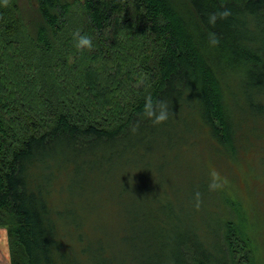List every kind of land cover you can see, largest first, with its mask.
Wrapping results in <instances>:
<instances>
[{
    "label": "trees",
    "instance_id": "1",
    "mask_svg": "<svg viewBox=\"0 0 264 264\" xmlns=\"http://www.w3.org/2000/svg\"><path fill=\"white\" fill-rule=\"evenodd\" d=\"M36 3L0 0L11 263L264 264V143L241 153L264 128V0ZM148 98L167 101L165 122L143 114ZM221 154L249 174L232 170V190Z\"/></svg>",
    "mask_w": 264,
    "mask_h": 264
},
{
    "label": "rangeland",
    "instance_id": "2",
    "mask_svg": "<svg viewBox=\"0 0 264 264\" xmlns=\"http://www.w3.org/2000/svg\"><path fill=\"white\" fill-rule=\"evenodd\" d=\"M20 6L23 8V10H25V12L27 14H32L35 15V7L37 5L36 0H18ZM262 134L259 136V138L257 139V137L252 138L254 143L249 147V149L247 150H242L241 153L242 154H247V153H253V152H260V150L256 149V143H258V140H262L264 143V128H260L259 130ZM255 150V151H254ZM220 159H222V163H224L225 168L222 170L221 168L223 166L221 165H217L215 166V173H220L218 179H220L222 181V183L225 185V188L232 190L234 188L235 182L232 181V175H231V171L235 170L237 177L242 179V180H247L249 177L248 172L245 170L244 165L241 161H239V157H235V158H230L229 156L226 155H220ZM263 160H264V156H263ZM217 161V160H216ZM216 161H213L216 162ZM201 173L195 174V177H198L195 181L200 180L201 178H203L202 175H200ZM205 178V177H204ZM209 180V179H208ZM236 187H241L242 189V195L243 198H246L247 195V191H246V187L244 185V182H241L240 180L237 181L236 183ZM213 188V187H212ZM255 190H257V196L259 199L262 200V209H264V183L260 182L256 185ZM232 194V193H231ZM209 195H214V192L211 191V193ZM234 199H236V195L232 194ZM242 197V196H241ZM247 197H249L247 195ZM220 203L217 202L216 204H211L213 208H217L219 209L221 206L219 205ZM205 205V203L203 202L200 206H198V209H200L201 207H203ZM227 205V204H226ZM225 205V210L227 209ZM223 206V205H222ZM134 215V212H131V217ZM206 226V225H205ZM208 228V226H206V228H203V231H206ZM210 230V229H209ZM8 233V232H7ZM143 235H147L146 232H143ZM8 242H9V237H8Z\"/></svg>",
    "mask_w": 264,
    "mask_h": 264
},
{
    "label": "clouds",
    "instance_id": "3",
    "mask_svg": "<svg viewBox=\"0 0 264 264\" xmlns=\"http://www.w3.org/2000/svg\"><path fill=\"white\" fill-rule=\"evenodd\" d=\"M228 15V12H224L220 14V18H225ZM217 19V14L213 13L209 16V23L214 24ZM73 39L76 41V48L79 50H83L84 48H88L89 50L93 47L92 37L88 35L81 34V32L76 31L73 34ZM209 42L211 45L216 46L219 44V38L215 33L209 34ZM146 117L151 119L153 124H160L165 122L169 118V105L167 101L159 100L153 103L151 98H148L145 104V109L143 113ZM136 129L133 128V131Z\"/></svg>",
    "mask_w": 264,
    "mask_h": 264
},
{
    "label": "crops",
    "instance_id": "4",
    "mask_svg": "<svg viewBox=\"0 0 264 264\" xmlns=\"http://www.w3.org/2000/svg\"><path fill=\"white\" fill-rule=\"evenodd\" d=\"M0 264H12L6 228H0Z\"/></svg>",
    "mask_w": 264,
    "mask_h": 264
}]
</instances>
